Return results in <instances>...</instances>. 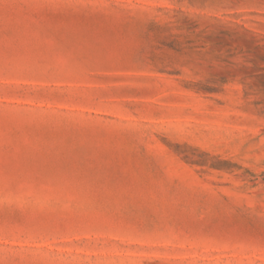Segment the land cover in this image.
Wrapping results in <instances>:
<instances>
[{
  "label": "rangeland",
  "instance_id": "obj_1",
  "mask_svg": "<svg viewBox=\"0 0 264 264\" xmlns=\"http://www.w3.org/2000/svg\"><path fill=\"white\" fill-rule=\"evenodd\" d=\"M0 264H264V0H0Z\"/></svg>",
  "mask_w": 264,
  "mask_h": 264
}]
</instances>
